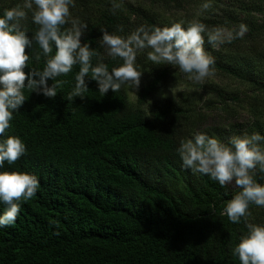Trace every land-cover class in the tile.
<instances>
[{
    "label": "trees",
    "instance_id": "obj_1",
    "mask_svg": "<svg viewBox=\"0 0 264 264\" xmlns=\"http://www.w3.org/2000/svg\"><path fill=\"white\" fill-rule=\"evenodd\" d=\"M198 1L147 3L166 14ZM11 8L25 13L18 21L29 39L24 71L39 82L55 55V42L45 54L34 38L40 25L32 19V0H0V15ZM199 23L233 33L240 24L247 26L244 36L231 42L209 44L204 35V49L215 61L212 73L239 81L244 90L206 85L203 107L183 97L151 105L178 65L149 60V47L136 50L134 64L149 78L134 102L128 82L101 95L91 71L83 98L69 100L78 61L69 73L46 78L48 87L60 82L55 97L45 96L43 85L22 90L26 100L13 112L4 136L19 137L26 152L12 164L5 161L0 172H28L39 184L33 197L21 201L15 222L0 227V264H240L233 250L248 225H264V211L253 221L250 213L258 205L250 203L246 216L231 222L225 207L241 189L185 167L177 148L197 133L225 144L235 136H264V0H237ZM172 24L154 10L122 0H72L58 33L79 30L81 46L87 44L92 53L90 65L111 72L123 59L110 53L103 32L127 38L141 27L151 33ZM244 105L251 108V121L230 125L228 138L213 129L196 131L207 112L219 111L227 119ZM250 174L264 185L260 165ZM4 210L0 204V213Z\"/></svg>",
    "mask_w": 264,
    "mask_h": 264
},
{
    "label": "clouds",
    "instance_id": "obj_2",
    "mask_svg": "<svg viewBox=\"0 0 264 264\" xmlns=\"http://www.w3.org/2000/svg\"><path fill=\"white\" fill-rule=\"evenodd\" d=\"M32 3L36 6L33 22L40 25L34 38L45 54L51 51L50 41L55 42L56 52L47 61L39 82L31 79V72L26 74L24 71L29 59L25 52L29 39L18 28V21L25 13L19 8H11L0 15V168L5 161L12 164L26 152V146L19 137L4 136L13 112L18 111L26 100L22 91L25 87L35 90L43 85V94L55 97L60 82L48 87L46 78L69 73L78 61L80 70L75 76V87L69 94V100L73 96L83 98V93L88 90L85 77L90 71L91 79L97 82L98 91L103 96L109 90L117 92L125 82L138 89L141 73L134 61L136 50L145 47L152 49L148 52L149 60L178 65L190 80L202 82L212 74L215 63L204 49V35H207L208 43L214 45L224 42L225 32L228 42H231L232 39L242 38L248 30L245 24H240L238 31L233 33L223 27L208 30L205 24L199 22L187 27L177 22L163 29L155 28L151 33L141 27L127 38L103 32L102 40L109 46L110 53L123 59L120 67L109 72L107 66L90 65L92 53L87 44L81 46L79 30L58 33V26L64 24L69 16L72 0H32ZM26 6L30 8L32 5L29 3ZM261 142H264V136L259 133L232 137L227 144L205 133H197L190 139L181 140L177 148L185 167L210 175L221 186L234 181L241 189L225 207V213L233 223L246 216L250 203L264 206V185L257 183L250 174V170L257 165L264 170ZM38 184V178L28 172H0V204L5 206L0 213V227L15 222L21 201L33 197ZM233 253L238 256L240 264H264V225H248V234L241 238Z\"/></svg>",
    "mask_w": 264,
    "mask_h": 264
},
{
    "label": "rangeland",
    "instance_id": "obj_3",
    "mask_svg": "<svg viewBox=\"0 0 264 264\" xmlns=\"http://www.w3.org/2000/svg\"><path fill=\"white\" fill-rule=\"evenodd\" d=\"M125 3H130L135 6H142L147 9L154 10L161 17L163 16L167 21L171 23L182 22L184 26H188L194 22H200L203 18H210L214 14L220 12L221 9L229 6L232 2H237V0H199L195 4L187 7L183 10H172L165 14V11L158 8L157 6H150L147 0H122ZM241 1V0H240ZM207 4L208 7L205 8L204 5ZM228 40L227 32L224 34V42ZM220 44V42H217ZM152 51V49H150ZM174 79L160 92L151 102V105H156L161 102L168 100H177L180 97L189 98L194 104H198L203 107L208 93L206 91V85L220 84L227 86L231 90H244V86L234 79L224 78L215 73L207 76L202 82H194L188 78V74L183 73L179 66H173ZM141 73L140 82L138 89L131 86L130 82L127 83L128 96L132 102L137 98V94L145 82L148 80L149 75L147 72L138 70ZM241 97H244L241 94ZM245 109L239 110L236 116H230L227 119L221 118L219 111L207 112L205 115V120L200 124L199 129L196 131L200 132L201 129H213L214 131L224 132L226 138H228V131L230 130V125L241 124L245 125L250 123L251 114L248 112L249 106L244 105ZM233 123V124H232ZM232 188H237L235 182L226 183ZM264 211V206H258L253 212L250 213V217L253 221L258 220Z\"/></svg>",
    "mask_w": 264,
    "mask_h": 264
}]
</instances>
